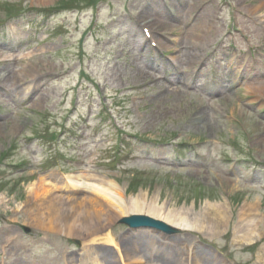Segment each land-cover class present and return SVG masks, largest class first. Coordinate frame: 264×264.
<instances>
[{
    "label": "rangeland",
    "instance_id": "rangeland-1",
    "mask_svg": "<svg viewBox=\"0 0 264 264\" xmlns=\"http://www.w3.org/2000/svg\"><path fill=\"white\" fill-rule=\"evenodd\" d=\"M7 1L14 2L0 0V17L9 14L10 18L16 12H11ZM89 1L23 0L22 15H14L7 24L0 22V28L4 27L0 51L7 54L20 46L15 48L16 57L0 60V264H91L98 254L93 246L109 249L106 256L98 255L103 264H139L133 245L138 239L129 241L133 257L127 256V263L119 260L124 233L141 231L119 223L135 213L129 208L115 213L117 218L109 226L113 241L105 246L103 237L96 238L94 245V238L79 229L69 234L48 228L39 223L45 209L34 212L42 206L43 197L45 205L55 196L65 203L84 197L100 200L97 190L111 185L120 190L125 205L139 196L144 205L140 214L153 216L157 209L172 224H185L188 232L182 236L192 243L205 238L225 255L240 260L241 248L254 240L259 244L264 236V107L260 101L264 99V6L253 16L242 17L261 0H202L204 7L193 12L202 11L200 22L203 16L215 20L208 27L212 39L199 47L198 58L219 63L222 73L227 62L254 68L249 84L240 74L241 100L228 107L224 102L205 104L209 88L204 80L212 79L208 68L193 90L180 83L172 90L160 80L159 56L148 50L140 25L149 26L157 14L168 20L163 4L101 0L89 7ZM168 1L173 14L181 13L183 23H176L179 29L175 26L170 35L155 36L163 42L164 51L193 76L199 59L188 60L192 52L180 33L188 27L187 2L191 0ZM52 6L65 9L54 14L30 12ZM260 17L262 23L257 20ZM240 33L246 34L245 40ZM147 76L155 81L149 82ZM15 78L16 86L11 83ZM250 86L253 94L248 92ZM158 90L168 91L157 97ZM88 110H92L90 128H83L81 118ZM124 129L134 136H121L119 130ZM178 142L198 144L196 151L211 154L210 160L188 148L177 160ZM21 160L28 164L8 170ZM70 168L82 171V187L77 191L78 173L67 174ZM135 176L140 183L133 192L130 178ZM34 183L40 185L38 189H47L39 197L42 202L30 192ZM67 185H74L73 191ZM61 205L66 216H76L71 205L62 206L68 212ZM216 210L223 220L219 229L209 219ZM248 229L254 230L250 236H246ZM14 235L16 242H12ZM153 249L159 250L158 243ZM257 249L249 250L255 256ZM190 262L185 255L178 260V264Z\"/></svg>",
    "mask_w": 264,
    "mask_h": 264
},
{
    "label": "bare ground",
    "instance_id": "bare-ground-1",
    "mask_svg": "<svg viewBox=\"0 0 264 264\" xmlns=\"http://www.w3.org/2000/svg\"><path fill=\"white\" fill-rule=\"evenodd\" d=\"M41 1H46V0H41ZM191 1L192 2L189 3V7H188L189 9L186 14H188L189 11L192 13L194 9L196 8V6L202 0H191ZM263 6H264V0H261L259 5H257L255 8L252 7L251 9L249 7V10L246 11V13L242 15V17L245 19L247 17L253 16L255 13L261 11V9H263ZM156 19L157 20L154 22H151V25H150L152 32H162L163 34H167V33H171L175 29L171 23L165 21L164 19L159 18V17H156ZM181 20H182L181 17H179V22H181ZM214 21H215L214 18L207 16L201 22L200 21L198 23L195 22L193 26H191L189 29L182 31L184 44L186 45V47H188V50L192 52L189 56L191 57L189 58L190 61L192 59H194L193 61H195L196 57L197 58L199 57L197 53L199 47L203 46V44L204 45L207 44L211 40V31H209L208 27L211 24H213ZM200 28H203V29L200 30ZM245 74L247 78H250L249 71L246 72ZM16 79L17 78H15L11 82L14 86L17 85ZM253 89H254L253 87L251 86L249 87L250 93H252L251 90ZM100 180H102L104 183H107L105 182L106 180L104 179H100ZM39 186L40 185L34 183L32 184L30 188V192L34 195L35 201L37 202L44 201L41 207L38 206L37 210L34 209V212L38 211V209H45L44 212L40 213V215L42 214L41 215L42 220H40L41 222L39 221V223L45 226L46 224H48L50 227L48 226L46 227L51 228V229H60V230L64 229L67 232H69V234L73 233L72 231H74V229H76L75 231H77L78 229L82 230L86 232V236L94 238L92 239V244H95L94 242L97 241L96 238L103 237L104 244L108 243L109 240H112L113 237L111 233L109 232V228H110L109 226L110 225L112 226L114 224L113 222L117 218V217L114 218V216L116 215L115 213H119V212L123 213L125 209L129 208L133 210L135 213L138 212L136 214L134 213V215H142L140 214V212L144 209L143 202L141 199H139L140 198L139 196L136 200L130 199L128 202H126V205L122 203V199L124 196L122 195L120 190H118L114 185L107 186V187L105 186L103 187L104 189L97 190L96 193H98L99 191L101 192L99 196L100 200L98 198L95 200V199L84 197L79 201L78 200L75 201L76 200L75 198L68 199L70 203H65L61 201V198L59 196H55L48 201L47 205H45L46 201L44 197L42 201L39 199V197L45 196L47 189L41 188V187L40 189H38ZM69 187H70V190L73 191L74 185H67V188ZM57 197L58 199L57 201H55V198ZM67 204L68 206L69 205L72 206L70 208L74 210L73 214L77 212L75 217H73L71 214H68V216H66V213H64L60 209L59 205H61V208L64 209L62 206L67 205ZM150 210L157 211V213H153L154 215L151 216L157 219L156 221L169 224V225L172 224L171 220L169 219L170 217L160 215L157 209L155 210L150 209ZM217 210L213 213V216L209 215L210 217L209 219L212 220V223H211L212 227L219 229L223 224V220L219 219L220 211L217 212ZM65 212H68V211L65 210ZM247 223H250V220L247 221ZM180 225H181L180 227H184V228L187 227L185 224H182V223ZM250 225H252V223H250ZM141 236H142L141 231L124 233V235L121 237L122 248L120 251V254H121L120 259H119L120 263L122 262L127 263L125 262L127 256H129V259L133 257V251L129 247L130 246L129 241L132 238L140 240ZM152 239H154V237ZM161 240L163 239H160V242ZM184 242H187V241H184ZM178 243L179 242L177 241L175 242L172 239L166 240V242H163L162 244L159 243L160 245L159 251L166 252V254L162 256L164 260L160 261L158 259H152V260L148 259L146 264H178V260L181 259L182 257V251L177 247ZM104 244H102V246ZM115 245L116 247L119 246L118 243ZM93 247L96 248L95 246ZM97 252H98L97 255L106 256L110 251L108 248L104 247L103 249H97ZM173 255H175V257H173ZM207 257L210 258L208 254H206L205 259ZM206 260L209 264H213L214 262H216V260H212V259H206ZM97 262H98L97 264H103L101 263L102 261H100V256H98Z\"/></svg>",
    "mask_w": 264,
    "mask_h": 264
},
{
    "label": "water",
    "instance_id": "water-1",
    "mask_svg": "<svg viewBox=\"0 0 264 264\" xmlns=\"http://www.w3.org/2000/svg\"><path fill=\"white\" fill-rule=\"evenodd\" d=\"M124 222L129 223V224L134 225V226L141 225V224H147L150 226L163 225L162 223L155 222L149 218H144L142 216H134L131 218H126V219H124Z\"/></svg>",
    "mask_w": 264,
    "mask_h": 264
}]
</instances>
